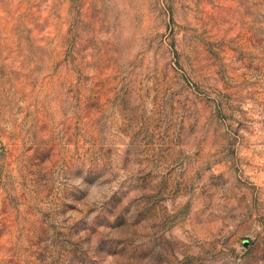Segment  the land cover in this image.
Instances as JSON below:
<instances>
[{"label": "rangeland", "instance_id": "rangeland-1", "mask_svg": "<svg viewBox=\"0 0 264 264\" xmlns=\"http://www.w3.org/2000/svg\"><path fill=\"white\" fill-rule=\"evenodd\" d=\"M0 264H264V0H0Z\"/></svg>", "mask_w": 264, "mask_h": 264}]
</instances>
